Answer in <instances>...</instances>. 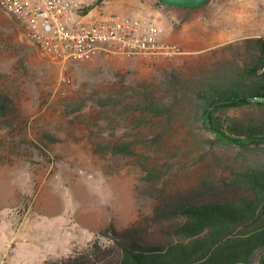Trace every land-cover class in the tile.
Segmentation results:
<instances>
[{
	"label": "rangeland",
	"instance_id": "rangeland-1",
	"mask_svg": "<svg viewBox=\"0 0 264 264\" xmlns=\"http://www.w3.org/2000/svg\"><path fill=\"white\" fill-rule=\"evenodd\" d=\"M79 1L80 18L151 20L179 54L59 63L0 12V90L16 108L0 118V264L57 261L94 240L106 246L110 227L148 218L158 201L200 179L264 164V149L204 143L215 134L178 108L168 122L136 125L128 106L145 95L172 101L171 75L194 81L202 70L238 63L243 48L236 42L264 37V0H210L195 9L158 0ZM125 143L134 155L111 152ZM150 171L154 182L145 179Z\"/></svg>",
	"mask_w": 264,
	"mask_h": 264
},
{
	"label": "trees",
	"instance_id": "trees-1",
	"mask_svg": "<svg viewBox=\"0 0 264 264\" xmlns=\"http://www.w3.org/2000/svg\"><path fill=\"white\" fill-rule=\"evenodd\" d=\"M236 43L243 48L238 63L228 60L202 70L194 81L171 75L172 101L145 95L128 103L135 124L168 122L178 108L205 131H214L215 138L204 143L264 149V37ZM12 111L14 102L0 90V118L8 119ZM111 152L134 155L131 143L116 144ZM157 178L153 171L145 176L151 182ZM103 237L106 246L94 240L83 252L43 264H264V164L218 181L200 179L158 201L148 218L118 231L110 227Z\"/></svg>",
	"mask_w": 264,
	"mask_h": 264
},
{
	"label": "built area",
	"instance_id": "built-area-1",
	"mask_svg": "<svg viewBox=\"0 0 264 264\" xmlns=\"http://www.w3.org/2000/svg\"><path fill=\"white\" fill-rule=\"evenodd\" d=\"M81 9L79 0H0V12L19 23L25 41L55 62L179 54L176 46L160 42L149 19L119 14L85 19L78 16Z\"/></svg>",
	"mask_w": 264,
	"mask_h": 264
},
{
	"label": "water",
	"instance_id": "water-1",
	"mask_svg": "<svg viewBox=\"0 0 264 264\" xmlns=\"http://www.w3.org/2000/svg\"><path fill=\"white\" fill-rule=\"evenodd\" d=\"M162 3H165L166 5L177 7V8H185V9H195L205 6L210 0H158ZM205 120L207 122V116L205 115ZM208 124V123H207ZM214 133V131H212ZM217 137H219L221 140H225V138L219 134L216 133Z\"/></svg>",
	"mask_w": 264,
	"mask_h": 264
},
{
	"label": "crops",
	"instance_id": "crops-1",
	"mask_svg": "<svg viewBox=\"0 0 264 264\" xmlns=\"http://www.w3.org/2000/svg\"><path fill=\"white\" fill-rule=\"evenodd\" d=\"M172 8H177V7H172ZM178 9H184V8H178ZM163 36H164V33H163V35H162V33H160V35H159L160 42L165 43V44H168V43L172 44V42L171 43L168 42L169 38L165 39V37H163ZM253 37H260V36L254 35ZM164 40H167V41H164Z\"/></svg>",
	"mask_w": 264,
	"mask_h": 264
}]
</instances>
